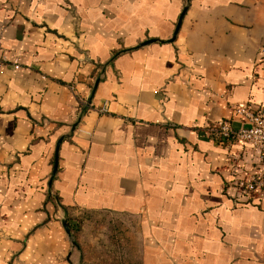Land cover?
I'll return each instance as SVG.
<instances>
[{"label": "crops", "instance_id": "obj_1", "mask_svg": "<svg viewBox=\"0 0 264 264\" xmlns=\"http://www.w3.org/2000/svg\"><path fill=\"white\" fill-rule=\"evenodd\" d=\"M240 104L264 113V0H0V264H106L76 213L124 264H264V196L228 183L255 156L205 132Z\"/></svg>", "mask_w": 264, "mask_h": 264}, {"label": "built area", "instance_id": "obj_2", "mask_svg": "<svg viewBox=\"0 0 264 264\" xmlns=\"http://www.w3.org/2000/svg\"><path fill=\"white\" fill-rule=\"evenodd\" d=\"M89 107L86 102L80 105L82 111ZM98 111L107 113L106 104ZM234 111L248 123L247 126L234 127L228 120L221 119L208 125L205 132L210 138L227 146L242 142L253 152L256 161L251 168L239 164L238 156L228 152V166L231 170L229 187L237 195L251 201L264 196V113L247 104L235 106Z\"/></svg>", "mask_w": 264, "mask_h": 264}, {"label": "rangeland", "instance_id": "obj_3", "mask_svg": "<svg viewBox=\"0 0 264 264\" xmlns=\"http://www.w3.org/2000/svg\"><path fill=\"white\" fill-rule=\"evenodd\" d=\"M78 226L73 230V237L90 259L99 258L106 264H124L125 259L136 257L135 247L125 253L122 248L121 224L116 219L98 213H76ZM124 234V233H122Z\"/></svg>", "mask_w": 264, "mask_h": 264}]
</instances>
